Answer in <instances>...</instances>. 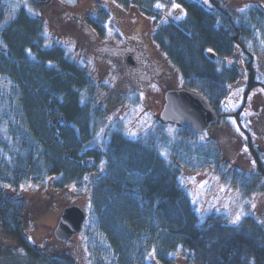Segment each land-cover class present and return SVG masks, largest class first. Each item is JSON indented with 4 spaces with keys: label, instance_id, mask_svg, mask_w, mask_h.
Wrapping results in <instances>:
<instances>
[{
    "label": "trees",
    "instance_id": "16d2710c",
    "mask_svg": "<svg viewBox=\"0 0 264 264\" xmlns=\"http://www.w3.org/2000/svg\"><path fill=\"white\" fill-rule=\"evenodd\" d=\"M116 1L150 13L162 0ZM175 1L185 6V17L160 25L154 39L183 87L209 100L218 123L198 134L180 126L170 132L160 122L136 138L117 123L100 146L86 147L105 113L97 84L64 46L47 45L42 17L0 0V234L23 250L6 264H22L24 257L30 264H71L26 242L21 229L32 204L6 192L47 180L60 191L89 194L83 231L91 264H174L178 257L187 264H264V224L250 215L232 222L216 211L201 214L181 183L184 170L214 167L242 190H264V157L254 149L256 170H234L229 143L215 130L232 86L246 77L249 92L263 82L255 63L264 57V8ZM109 17L99 6L87 18L99 39ZM11 252L0 248V264Z\"/></svg>",
    "mask_w": 264,
    "mask_h": 264
},
{
    "label": "rangeland",
    "instance_id": "374dc122",
    "mask_svg": "<svg viewBox=\"0 0 264 264\" xmlns=\"http://www.w3.org/2000/svg\"><path fill=\"white\" fill-rule=\"evenodd\" d=\"M167 1L158 2L148 13L138 3L123 6L116 0H47L40 3L12 0L14 8L22 5L33 15L42 17L47 45L64 46L70 56L87 68L97 84L98 100L105 113L98 120L95 135L86 143V147L100 146L106 130L117 123L122 125L129 137L144 135L162 122L160 112L165 103V91L183 87L180 73L154 39L160 25L179 21L186 15V8L181 2ZM200 1L210 3V0ZM222 1L230 7H245L253 3L264 8V0ZM98 5L110 15L106 34L101 39L96 36L97 33L94 35L95 28L87 19L97 14ZM128 45L134 48L137 45V50L146 51L140 55V59L133 56L131 61L134 64L127 60L125 48ZM157 59L161 60L159 64ZM255 67L258 68L262 84L249 92H246L250 84L246 77L234 84L220 110L222 123L215 128L222 132L224 140L229 143L228 165L245 172L256 170L254 149L264 157V143L257 136L264 132V57L258 59ZM168 126L172 132L178 125L169 123ZM181 183L189 190L201 214L216 211L232 222L236 221L237 216L250 215L264 224L262 189L252 192L242 190L223 179L214 167L184 170ZM6 192H17L32 204L21 229L29 245L51 258H68L71 264H91L84 231L66 243L54 235L66 206L79 205L87 214L86 223L90 222L89 194L85 190L71 187L60 191L54 188L51 180H47L27 183L16 191ZM0 248L12 251V255L2 256L1 264L10 263V256H16V252L23 255L15 239L1 234ZM22 259L25 261L22 264H30V259ZM174 264L187 263L178 257Z\"/></svg>",
    "mask_w": 264,
    "mask_h": 264
},
{
    "label": "water",
    "instance_id": "95a60500",
    "mask_svg": "<svg viewBox=\"0 0 264 264\" xmlns=\"http://www.w3.org/2000/svg\"><path fill=\"white\" fill-rule=\"evenodd\" d=\"M34 1L40 3L47 0ZM211 56L215 57V54ZM128 60L133 63L130 58ZM160 118L165 123L172 122L195 133H203L218 122L219 115L201 93L182 87L165 91V103ZM86 219L87 214L79 205L64 207L54 230L56 238L63 242L70 241L82 232Z\"/></svg>",
    "mask_w": 264,
    "mask_h": 264
},
{
    "label": "flooded vegetation",
    "instance_id": "af4514ba",
    "mask_svg": "<svg viewBox=\"0 0 264 264\" xmlns=\"http://www.w3.org/2000/svg\"><path fill=\"white\" fill-rule=\"evenodd\" d=\"M140 41H143V40L140 39ZM136 48H139V47L137 45H135V48L133 47V45L126 46L125 50L127 52V56H130L132 54L133 56H137L140 59V55L143 53H146V51L140 50V49L137 50ZM156 61L158 64L161 62L160 59H157ZM143 65L145 66L146 64H143ZM143 65L142 67H144ZM160 67L164 68L163 65L161 64H160Z\"/></svg>",
    "mask_w": 264,
    "mask_h": 264
},
{
    "label": "snow or ice",
    "instance_id": "6c2138e0",
    "mask_svg": "<svg viewBox=\"0 0 264 264\" xmlns=\"http://www.w3.org/2000/svg\"><path fill=\"white\" fill-rule=\"evenodd\" d=\"M209 51H211V49H209ZM239 219H240V217H239V216H237V217H236V220L238 221Z\"/></svg>",
    "mask_w": 264,
    "mask_h": 264
}]
</instances>
